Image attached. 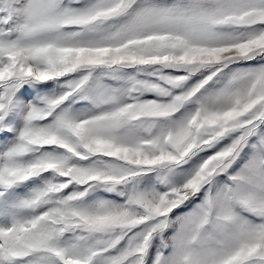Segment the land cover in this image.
Segmentation results:
<instances>
[{
	"label": "snow or ice",
	"instance_id": "6c2138e0",
	"mask_svg": "<svg viewBox=\"0 0 264 264\" xmlns=\"http://www.w3.org/2000/svg\"><path fill=\"white\" fill-rule=\"evenodd\" d=\"M0 264H264V0H0Z\"/></svg>",
	"mask_w": 264,
	"mask_h": 264
},
{
	"label": "rangeland",
	"instance_id": "374dc122",
	"mask_svg": "<svg viewBox=\"0 0 264 264\" xmlns=\"http://www.w3.org/2000/svg\"><path fill=\"white\" fill-rule=\"evenodd\" d=\"M152 94H149V96H151Z\"/></svg>",
	"mask_w": 264,
	"mask_h": 264
}]
</instances>
